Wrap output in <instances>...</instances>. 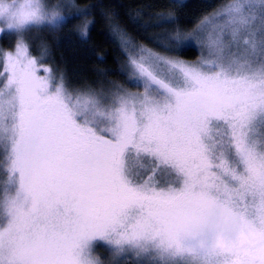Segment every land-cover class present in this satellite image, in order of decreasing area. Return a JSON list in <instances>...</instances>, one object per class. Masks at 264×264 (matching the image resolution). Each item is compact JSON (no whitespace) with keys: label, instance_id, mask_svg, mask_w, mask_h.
I'll return each instance as SVG.
<instances>
[{"label":"snow or ice","instance_id":"obj_1","mask_svg":"<svg viewBox=\"0 0 264 264\" xmlns=\"http://www.w3.org/2000/svg\"><path fill=\"white\" fill-rule=\"evenodd\" d=\"M89 15L0 0V264H264V0L157 41L195 61L120 33L116 69L72 83L32 32Z\"/></svg>","mask_w":264,"mask_h":264},{"label":"trees","instance_id":"obj_2","mask_svg":"<svg viewBox=\"0 0 264 264\" xmlns=\"http://www.w3.org/2000/svg\"><path fill=\"white\" fill-rule=\"evenodd\" d=\"M79 8L90 9L87 35H82L79 25L82 18H70L60 31L44 26L32 36L37 47L47 45L49 65L59 67L72 83L92 82L98 72L116 69L117 58L124 60L120 49V33L136 45H142L161 54L179 55L185 60L200 56L195 45L179 53H166L158 46L174 28L192 31L199 22L230 0H71ZM68 10H65V12ZM171 14L175 24L161 23L158 17ZM5 40V39H3ZM5 43V42H4ZM110 79L124 83L116 72Z\"/></svg>","mask_w":264,"mask_h":264},{"label":"rangeland","instance_id":"obj_3","mask_svg":"<svg viewBox=\"0 0 264 264\" xmlns=\"http://www.w3.org/2000/svg\"><path fill=\"white\" fill-rule=\"evenodd\" d=\"M230 1H227L225 4L229 3ZM46 3H49V4H62V5H67V6H73V2L71 0H46ZM224 4V5H225ZM221 7V6H220ZM218 7L216 10H214L210 15L206 16L201 22H199L197 24V26H201L203 28V35L207 38V37H210L211 35L214 34V25L216 24H220V23H223L222 20H218V19H214V13L220 8ZM65 10H68L67 8H64V9H61V11H64ZM196 26V27H197ZM44 26H38V28L34 29L33 32H32V36H35L37 34H39L41 31H42V28ZM195 27V28H196ZM194 28V29H195ZM7 43L6 40H3V38H0V44H3V43ZM189 45H195L196 47H198L199 51H200V48L198 45H196L195 43H191ZM139 46H142V45H139ZM145 47V46H143ZM200 54H201V51H200ZM205 55H207V51L205 50ZM199 56L196 58L198 59ZM196 59L194 60H189V61H195ZM50 67H53L51 65H49ZM3 71V68L2 66H0V72ZM2 81H3V77H0V84H2ZM6 178L4 177L3 173L0 172V186H2L3 184V181L5 180ZM119 264H137V258L132 255V254H124L122 256H120L119 258Z\"/></svg>","mask_w":264,"mask_h":264}]
</instances>
